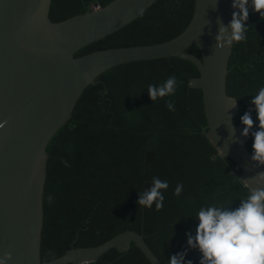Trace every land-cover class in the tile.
I'll use <instances>...</instances> for the list:
<instances>
[{"label": "trees", "instance_id": "16d2710c", "mask_svg": "<svg viewBox=\"0 0 264 264\" xmlns=\"http://www.w3.org/2000/svg\"><path fill=\"white\" fill-rule=\"evenodd\" d=\"M112 0H51L59 22ZM243 13L228 61L233 124L264 155V0ZM194 0H156L134 21L75 53L150 45L188 25ZM186 52L200 57L196 46ZM196 66L177 57L112 67L84 88L71 118L52 136L43 194L40 260L93 247L132 230L162 264H264V196L220 158L208 130ZM70 264V263H68ZM89 264H151L133 243Z\"/></svg>", "mask_w": 264, "mask_h": 264}, {"label": "water", "instance_id": "95a60500", "mask_svg": "<svg viewBox=\"0 0 264 264\" xmlns=\"http://www.w3.org/2000/svg\"><path fill=\"white\" fill-rule=\"evenodd\" d=\"M156 0H112L59 22L49 19L51 0H0V264H89L110 249L133 243L151 264H162L141 234L123 231L93 247H71L40 260L46 146L70 118L88 85L106 70L133 61L177 57L193 63L208 130L220 158L240 169L252 196H264V155L246 148L249 133L233 124L238 103L226 92L228 61L243 13L255 0H194L186 28L167 41L94 51L83 47L134 21ZM196 46L200 57L186 52Z\"/></svg>", "mask_w": 264, "mask_h": 264}, {"label": "built area", "instance_id": "2783aa9c", "mask_svg": "<svg viewBox=\"0 0 264 264\" xmlns=\"http://www.w3.org/2000/svg\"><path fill=\"white\" fill-rule=\"evenodd\" d=\"M99 6H96L95 8H98Z\"/></svg>", "mask_w": 264, "mask_h": 264}]
</instances>
